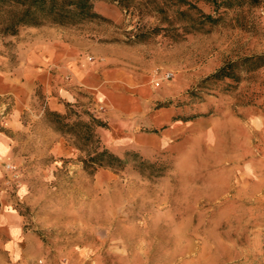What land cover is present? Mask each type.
<instances>
[{
    "label": "rangeland",
    "instance_id": "rangeland-1",
    "mask_svg": "<svg viewBox=\"0 0 264 264\" xmlns=\"http://www.w3.org/2000/svg\"><path fill=\"white\" fill-rule=\"evenodd\" d=\"M94 9L105 21L0 36V67L20 72L21 38L40 34L74 41L87 63L147 77L152 95L138 115L110 117L81 92L69 104L106 122L96 129L102 146L156 167L89 173L47 118L40 85L20 113L0 97V209L19 217L25 236L18 258L0 241V264H264V68L231 91L197 88L224 63L264 53V6L249 12L250 31L229 13L211 33L136 45L126 41L137 18L105 2Z\"/></svg>",
    "mask_w": 264,
    "mask_h": 264
},
{
    "label": "trees",
    "instance_id": "trees-1",
    "mask_svg": "<svg viewBox=\"0 0 264 264\" xmlns=\"http://www.w3.org/2000/svg\"><path fill=\"white\" fill-rule=\"evenodd\" d=\"M98 2L113 4L121 12L137 18L136 26L127 33L128 45L147 43L155 38L179 43L191 35L208 34L221 26L229 13H234L236 27L250 31L255 22L248 18L249 12L264 6L262 0H0V36H17L25 28L73 27L105 21L94 9ZM146 18L154 19V24H144L142 21ZM262 68L264 53L229 61L200 81L197 88L204 90L209 84L224 83L225 91H231L241 82L242 74ZM188 94L194 96L192 91ZM82 107L66 103L64 113L48 111L46 116L55 131L73 139L74 147L83 154L80 159L83 170L89 173L99 168L119 171L130 161L136 163L141 173L156 167L140 159L136 152L119 155L102 146L96 129L106 128V122L93 110H81ZM151 175L162 177L163 173L156 171Z\"/></svg>",
    "mask_w": 264,
    "mask_h": 264
},
{
    "label": "crops",
    "instance_id": "crops-1",
    "mask_svg": "<svg viewBox=\"0 0 264 264\" xmlns=\"http://www.w3.org/2000/svg\"><path fill=\"white\" fill-rule=\"evenodd\" d=\"M20 41L24 53L21 71L13 73L0 67V97L13 100V113L29 106L36 83L47 96L48 108L56 112L64 111L63 103L76 101L78 92L89 95L94 105L107 111L110 117L128 118L147 109L146 101L152 95L147 77L138 79L124 67L87 63L77 43L61 36L35 34ZM7 106L2 102L0 108ZM7 149L8 143L0 134V155ZM24 239L19 217L0 209V241L6 242L4 253L21 257L25 252L20 249Z\"/></svg>",
    "mask_w": 264,
    "mask_h": 264
},
{
    "label": "built area",
    "instance_id": "built-area-1",
    "mask_svg": "<svg viewBox=\"0 0 264 264\" xmlns=\"http://www.w3.org/2000/svg\"><path fill=\"white\" fill-rule=\"evenodd\" d=\"M170 77H171L170 74L167 73V74H165V75L163 76V79H164V80H168V79H170ZM156 86H158V83L156 84Z\"/></svg>",
    "mask_w": 264,
    "mask_h": 264
}]
</instances>
